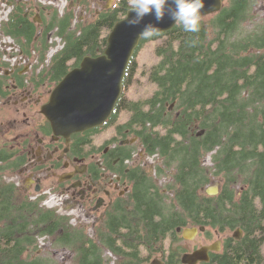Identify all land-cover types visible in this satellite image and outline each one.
Returning <instances> with one entry per match:
<instances>
[{"label": "trees", "instance_id": "obj_1", "mask_svg": "<svg viewBox=\"0 0 264 264\" xmlns=\"http://www.w3.org/2000/svg\"><path fill=\"white\" fill-rule=\"evenodd\" d=\"M257 1L228 0L219 12L201 17L196 33L185 32L176 23L168 31L141 38L138 48L145 41L159 40L158 62L142 71L156 89L138 100L125 94L136 82L137 48L105 126L115 123L119 111H127L122 128L134 132L145 156L157 154V178L168 179L160 186L138 161L134 175H130L133 169L125 175L133 184L129 203L111 208L118 212L105 219L108 231L96 239L83 227L72 226L69 217L37 206L43 218L40 236L50 235L56 246L68 248L74 264H110L104 259L109 250L121 257L113 260L115 264H144L149 248L159 245L169 231L186 225L242 227L248 233L259 232L258 241L264 242V18L255 20ZM70 11L59 15L54 10L39 38L24 5L18 4L10 21L1 26L7 35L17 37L26 52L41 48L42 59L48 32L54 30L62 39L52 65L33 79L47 76L57 82L67 72L68 61L103 53L108 35L103 33L125 16L128 0H118L116 7L84 24L73 23ZM12 21L21 23L22 30L12 29ZM208 154L210 166L204 164ZM214 181L219 183L218 193L209 195L206 187ZM17 191L14 184L0 183V192H7L8 199ZM1 236L0 264H44L22 257L36 241L24 240L20 245L17 240L10 245L3 244Z\"/></svg>", "mask_w": 264, "mask_h": 264}, {"label": "flooded vegetation", "instance_id": "obj_2", "mask_svg": "<svg viewBox=\"0 0 264 264\" xmlns=\"http://www.w3.org/2000/svg\"><path fill=\"white\" fill-rule=\"evenodd\" d=\"M2 1L10 8V15L5 21L8 22L17 5H22L20 3L22 0H16V4L11 0ZM75 1L76 4L72 3L73 6L80 8L83 6L81 5L82 0ZM83 7L85 9V6ZM49 8L51 9L50 6ZM110 9L111 5L104 6L95 17ZM37 11L39 12V8ZM28 15L35 22V16H32V11L29 9L25 12V16ZM79 20L81 19L77 18L75 23ZM16 22L10 23L12 29L21 31V23L16 25ZM37 23L35 25L41 24ZM3 24L4 22H0V33L11 40L9 41L10 52L3 51L1 56L5 58L8 55L26 57L32 51L34 52V49L30 53L26 52L17 37L12 34L7 35L8 33L1 29ZM45 29L46 26L40 30L43 32ZM80 61H68L72 66L67 69L60 80L70 70L78 67ZM50 65L51 62L46 68L43 66L37 72L32 73L29 85L41 89L44 83L35 84L37 80L32 77H38L40 72L49 69ZM24 67L19 66L17 62L0 64V183L14 184L18 190L10 199H8L7 192H0V205L4 202V207L0 209L2 243L11 245L17 243V240L20 245L24 240L35 243V239L40 236L39 221L43 219L40 218L37 206L39 200L44 198L42 194L49 187L59 192L61 198L63 197L61 208L70 205L68 207L82 210L86 219L91 218V229L94 235L100 232L104 235L108 231L105 219H109L111 214L118 212V209H114L119 203H129L130 195L128 197V194L131 193L133 184L127 181L125 175L130 174L132 169L130 175H134L137 163L135 155L140 151L137 148L138 137L131 129L119 128V130H124L120 131L119 135L96 142L95 136L98 132L108 128L103 125L97 129L73 133L69 139L56 135L49 121L40 111L41 106L49 100L54 87L49 88L43 96L40 95V91L34 92L38 95L33 97L31 91L27 89L28 84L25 85L27 79L30 78H27V67L30 70L31 66ZM59 81L53 82L52 85L55 86ZM11 108H14V115L17 116L20 112L21 116L13 117L5 123L2 121L1 114H5V111ZM39 116L42 119H39ZM8 176L18 179L17 186L8 181ZM214 184L219 189V184ZM162 194H166L163 189ZM112 207H114L113 210H111ZM174 212L178 213L181 210ZM185 228H195L196 231L187 238L183 235ZM8 231L12 235H6ZM166 234L168 235L159 245L148 247L144 264H150L154 260L162 264H264V242L258 241L261 237L259 232L248 233L242 227L231 229L198 224L177 227ZM45 236L52 237L50 235L43 237ZM115 237L119 241V235ZM249 240L256 241L250 243ZM30 252H32V247L26 248L22 257L27 262L34 263L36 256L27 257ZM107 252L117 260L121 258L110 250ZM187 255H193V257L189 260L184 259ZM104 259L108 258L104 257ZM110 264L115 263L111 261Z\"/></svg>", "mask_w": 264, "mask_h": 264}, {"label": "rangeland", "instance_id": "obj_3", "mask_svg": "<svg viewBox=\"0 0 264 264\" xmlns=\"http://www.w3.org/2000/svg\"><path fill=\"white\" fill-rule=\"evenodd\" d=\"M16 3V0H11ZM110 1V0H109ZM108 0H82L81 5L85 6V9L83 6L78 7V6H73V4H76L75 0H22L20 3L25 6L26 10L32 11V16H35V23L38 22L36 25L37 26V34H39L38 38L40 37V32L41 28L44 27L45 23L49 21L51 16L53 15V9L57 10L59 15L64 14L66 11L71 10L70 12L74 14L75 19L73 20V23H75V20L77 18H80L79 23H89L92 20H94L95 15L97 12H101L102 8L107 5H111V9L116 7L117 5V0L110 1ZM228 0H222V6L227 4ZM14 3V4H15ZM73 3V4H72ZM5 2L0 0V22H5L6 18L9 14L10 8L4 5ZM51 7V9L49 8ZM45 7V9L43 8ZM39 8V12L37 9ZM49 8V10H48ZM50 11V12H49ZM254 13H255V20L257 19H263L264 18V0L257 1L254 4ZM32 17V18H33ZM208 17V16H207ZM31 18V16H30ZM78 22V21H77ZM76 22V23H77ZM72 23V24H73ZM109 33L108 30L104 31L103 35ZM11 39L9 37L3 36L0 33V64L1 63H8V64H13L15 62L19 63V66H31L28 70L27 67V78L31 76L32 73L37 72L41 68H46L47 65L51 62L52 65V59L53 57L62 49L63 47V41L60 37H57L54 34V30L49 31L47 34V42H48V48L45 51L44 58H41V48L34 47V52L32 51L29 55L26 57L20 56V55H13L10 57L9 55L5 58L4 56H1V53L3 51H8L10 52L9 48V41ZM157 41H145L141 44V46L138 48V54L136 55V63H137V70H136V82L130 86L126 90V96L128 99L132 100H138V99H144L151 95L155 89L156 86L155 84L151 83L148 81L146 75L142 76V71L143 70H148L152 65L156 64L159 60V58L155 55V47L157 45ZM37 45H40L39 41H37ZM139 46V45H138ZM136 48V49H137ZM9 54V53H8ZM16 54V53H14ZM15 60V61H14ZM14 61V62H13ZM68 68L72 66L68 62ZM10 66V65H9ZM45 70V69H44ZM31 82V77L27 79L25 82V85L28 84V91L32 94V96H37L38 94L34 92H39L40 95L43 96L44 93L49 88H53L54 86L52 85V81L49 80L47 76L44 77V79H39L37 80L36 83L43 84L41 86V89H37L36 87L34 88L33 86L29 85ZM33 89V90H32ZM122 93V92H121ZM13 103V102H12ZM11 103V104H12ZM14 104V103H13ZM41 105V103H40ZM17 106H15L16 108ZM22 111V108H20ZM4 110V109H3ZM2 110V113H3ZM14 108H11L7 112L5 111V114H1L2 116V121L5 123L12 119L13 117L18 118L21 116L20 112L18 113L19 115H14ZM129 114L127 111L122 110L119 111L116 118L113 119L115 123L113 124L112 122L108 125L107 129H102L98 132V134L95 136L96 137V142L99 140L101 141L103 138H111L113 136L119 135L120 131H124L122 129L119 130V128H122V126L125 124L126 120H128ZM39 119H42L41 116H39ZM35 121H37L36 118H34ZM109 119L107 120V122ZM33 123V121H30ZM99 141V142H100ZM138 144V143H137ZM137 148L140 150L139 152L136 153L135 155V161L136 162H142L143 164H147V167L150 170V173L154 175V178L157 179L158 184L161 186L167 181V176L162 175L160 178H157L156 173L152 172V169L149 167V163H153L155 160L151 158H146V156L143 154L142 150L140 147ZM141 152V154H140ZM204 164L207 166H210L211 163V158L210 154L206 155L204 157ZM8 181L15 183L19 182L16 177L11 178V176H8ZM214 183H218L214 181L211 183L212 185H215ZM219 184V183H218ZM17 186V185H16ZM211 186V185H209ZM44 196L43 199L39 200L38 207L44 208V209H53L56 211V213L65 215L69 217V222L72 226L74 227H83L86 231L85 234H87L89 237L96 239V235L92 232V223H91V218L86 219L83 215V211L75 208H70L66 205V207H63L61 204L62 198L60 197L59 192H56L52 187H49L46 189V191L42 194ZM45 202V204H44ZM72 209V210H71ZM36 240V245L34 249H32V252L27 255V257H32V255L35 257L37 260H40L44 264H74L73 260V253L65 247L62 246H56L54 239L49 236H38ZM105 258H108L110 261L115 260L113 255L111 253H104ZM25 256V254L23 255Z\"/></svg>", "mask_w": 264, "mask_h": 264}, {"label": "water", "instance_id": "obj_4", "mask_svg": "<svg viewBox=\"0 0 264 264\" xmlns=\"http://www.w3.org/2000/svg\"><path fill=\"white\" fill-rule=\"evenodd\" d=\"M222 0H204L202 17L219 12ZM126 12L111 28L106 47L98 56H84L78 67L70 70L52 89L49 100L41 106V113L49 121L53 132L66 139L74 132L101 126L112 114L122 91L127 66L142 38L139 33L149 22L158 23V32L170 30L176 23L166 16L155 21L146 16L141 25L129 26ZM171 104L170 108H172ZM218 192L216 185L207 187V194ZM195 228H185L183 235L191 237ZM193 255H187L189 260ZM150 264H162L154 260Z\"/></svg>", "mask_w": 264, "mask_h": 264}, {"label": "clouds", "instance_id": "obj_5", "mask_svg": "<svg viewBox=\"0 0 264 264\" xmlns=\"http://www.w3.org/2000/svg\"><path fill=\"white\" fill-rule=\"evenodd\" d=\"M204 8V0H128L126 17L129 26L141 25L146 16H153L160 22L167 16L174 23L182 26L185 32L196 33L200 30V22ZM158 23L149 22L143 26L139 35L145 39L158 34Z\"/></svg>", "mask_w": 264, "mask_h": 264}, {"label": "bare ground", "instance_id": "obj_6", "mask_svg": "<svg viewBox=\"0 0 264 264\" xmlns=\"http://www.w3.org/2000/svg\"><path fill=\"white\" fill-rule=\"evenodd\" d=\"M165 32V31H164ZM105 50V49H104ZM104 52V51H103ZM102 54V53H101ZM100 55V54H99ZM78 132H82V131H78ZM74 133H77V132H74Z\"/></svg>", "mask_w": 264, "mask_h": 264}]
</instances>
